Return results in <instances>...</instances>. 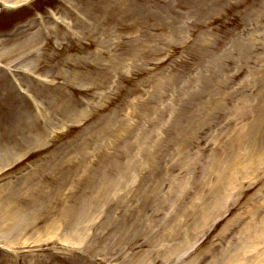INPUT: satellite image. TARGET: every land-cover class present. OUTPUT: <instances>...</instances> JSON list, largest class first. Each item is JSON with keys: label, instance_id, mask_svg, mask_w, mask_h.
<instances>
[{"label": "rangeland", "instance_id": "obj_1", "mask_svg": "<svg viewBox=\"0 0 264 264\" xmlns=\"http://www.w3.org/2000/svg\"><path fill=\"white\" fill-rule=\"evenodd\" d=\"M40 1L0 15V264H264V0Z\"/></svg>", "mask_w": 264, "mask_h": 264}, {"label": "bare ground", "instance_id": "obj_2", "mask_svg": "<svg viewBox=\"0 0 264 264\" xmlns=\"http://www.w3.org/2000/svg\"><path fill=\"white\" fill-rule=\"evenodd\" d=\"M13 1H16V2H20V1H22V0H13ZM5 41V40H4ZM8 41V40H7ZM5 52H0V55L1 56H3V55H6V53L4 54ZM262 121H259V122H257V123H255L254 125H252L251 126V128L252 129H254V131H255V139H259V136L260 137H263L264 138V115H263V117H262V119H261ZM259 135V136H258ZM250 157V156H249ZM236 162V161H235ZM236 165L237 164H235V165H233L235 168H236ZM246 167H248V166H246ZM227 168V167H226ZM226 168H223V167H220L219 168V172H220V174H219V180L217 181L218 183H217V185H221V177H223V176H226L227 174L226 173H223L224 172V170H226ZM238 168V167H237ZM236 168V169H237ZM15 213V219H14V222L13 223H17V225L20 223V217H18V215H19V213L18 212H14ZM17 214V215H16ZM20 216V215H19ZM2 219L3 220H7V217L5 216V215H3L2 216ZM9 219V218H8ZM12 219H13V216H12ZM0 221H2V220H0ZM23 221H24V218H23ZM10 223V222H9ZM8 223V224H9ZM23 223V222H22ZM23 225H24V223H23ZM249 227H251V226H249ZM246 229L247 230H249L248 229V226L246 227ZM256 233H251L252 235L251 236H249V237H251V238H260L261 236H262V234H264V230L263 229H256V231H255ZM263 240V239H262ZM241 251H242V249H238L237 250V254L238 255H240L241 254ZM248 253V252H247ZM247 253H245V254H247ZM256 254H258V253H255L254 254V256H256L257 257V260L258 261H261L262 260V258H260V255L261 254H259V255H256ZM242 255V254H241ZM263 255H264V253H263ZM230 262L231 261H225V262H223L222 264H230Z\"/></svg>", "mask_w": 264, "mask_h": 264}]
</instances>
